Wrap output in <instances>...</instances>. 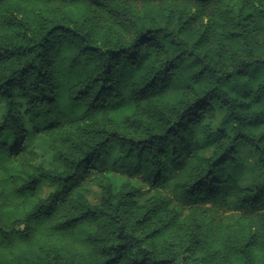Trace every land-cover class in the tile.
<instances>
[{
	"label": "trees",
	"instance_id": "16d2710c",
	"mask_svg": "<svg viewBox=\"0 0 264 264\" xmlns=\"http://www.w3.org/2000/svg\"><path fill=\"white\" fill-rule=\"evenodd\" d=\"M0 100V264H264V0H0ZM239 142L249 186L217 173Z\"/></svg>",
	"mask_w": 264,
	"mask_h": 264
},
{
	"label": "rangeland",
	"instance_id": "374dc122",
	"mask_svg": "<svg viewBox=\"0 0 264 264\" xmlns=\"http://www.w3.org/2000/svg\"><path fill=\"white\" fill-rule=\"evenodd\" d=\"M109 21L112 20L107 16ZM3 112V102L0 100V115ZM224 110L217 104L207 109L204 113L203 124L207 127L208 139L204 140L203 148L201 150L202 155L209 156L215 149L216 142L220 135L226 133L231 135L232 133V123L226 121L224 118ZM50 120H41L37 125H27L29 134L28 147L36 151L38 155V161H40L45 167L48 168H58L59 165L53 161L51 156V148L49 141L44 136L41 128L48 124ZM221 176L228 175L240 186H249L254 180L261 176V169L256 163V156L254 152L244 143L239 142L237 147V161L234 163H227L222 169L217 172ZM115 183L118 184L120 181H125V178H120L118 175L114 176ZM134 185L140 187L142 190L141 201L146 199L152 194L153 188L147 182L143 181L141 178H136L133 181ZM52 187L46 183L41 182L39 185V194L44 197ZM163 194L171 196V188L169 182L163 186ZM205 211L206 217H211L217 223L234 222L235 214L229 211H225L219 207L214 206H203L201 207ZM187 210L184 209V213Z\"/></svg>",
	"mask_w": 264,
	"mask_h": 264
}]
</instances>
